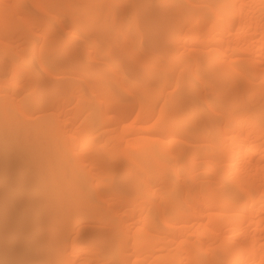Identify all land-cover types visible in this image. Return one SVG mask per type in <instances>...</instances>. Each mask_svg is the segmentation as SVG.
Listing matches in <instances>:
<instances>
[{"label": "bare ground", "instance_id": "bare-ground-1", "mask_svg": "<svg viewBox=\"0 0 264 264\" xmlns=\"http://www.w3.org/2000/svg\"><path fill=\"white\" fill-rule=\"evenodd\" d=\"M78 1L113 6L96 17L119 30L131 16L130 34L151 45L164 36L188 76L186 103L166 91L171 73L151 79L136 57L91 72L122 46L93 19L79 25L85 37L67 30L78 20L60 14ZM249 68L264 81V0H0V264L49 252L46 264H146L170 247L189 255L159 264H264V89L246 95ZM134 76L157 90H135ZM65 196L71 208L47 207ZM91 222L104 232L84 251Z\"/></svg>", "mask_w": 264, "mask_h": 264}, {"label": "rangeland", "instance_id": "rangeland-1", "mask_svg": "<svg viewBox=\"0 0 264 264\" xmlns=\"http://www.w3.org/2000/svg\"><path fill=\"white\" fill-rule=\"evenodd\" d=\"M155 2V7H158V0H153ZM83 2V3H82ZM157 3V4H156ZM29 9L35 14V16L37 18H42L43 15L40 13V11L32 6L29 5ZM66 14H60L61 18L65 17L67 20L69 18H76L78 20V25H69L67 30H70L72 32H74V34H79V36H83L85 37L84 34H80V30H79V25L83 24L84 26L87 23H90V21L93 19V22L95 24V26L97 28H107L110 32L111 35L115 37V39H117L119 42V45L122 46V48L118 49V50H114L113 52H111L109 54V56L104 57V59L102 60V63L100 64L97 61H94L90 64V71L95 73V71L97 70H108V68H111V66L113 65L112 62H116L119 63L120 65H123V67L125 66L126 68H128L129 65H131L132 63L130 62L134 57L138 58L139 61L137 64H134V68L136 71L139 72H146V74L148 75V77H151V79H156L159 78L162 75L165 74H169L171 73V82L169 84V86H167L166 91H173L172 96L173 98L178 99L179 103L180 102H185L186 101L184 99H186L187 92L186 87H187V80H188V76L187 73L182 72L181 69L182 67H179L177 65L178 59L176 54H172V53H166L165 51V46H166V38L164 36L159 37L156 42L151 45L150 42L148 41V39L146 38H139V37H134L133 35H131V27L133 26L132 22V18L131 16H127L124 19L123 24H126V27H122L120 30L114 26L113 22H112V17L109 16H98L96 17L97 13H101V12H110L113 11L114 8L113 6H102L100 8H96V9H92L89 8L87 6V4H84V1H78L77 3H75V5L66 7ZM137 18H140L139 16H137ZM135 24V23H134ZM119 31V33L117 34V32ZM45 34V28L42 27L40 30H38L35 35L33 36L32 40L36 41L37 45L40 46L43 40ZM124 37V38H123ZM15 41H12V43L14 45H16V43H14ZM71 45H68L66 47V50L70 49ZM106 46H104L105 49ZM59 48H55V50H57ZM104 51V50H103ZM57 55V54H56ZM82 61V59H81ZM69 65V63H68ZM66 67H61L60 70H57L55 67H51V71L56 72L58 74H64L63 72L66 71L67 68H69V66ZM37 67V66H36ZM204 65H202L199 70L203 71ZM127 70V69H126ZM125 70V71H126ZM206 70V69H205ZM211 72H208L209 74V78H214L213 73H215V68L212 67ZM248 74L250 77H253L251 80L250 87L249 90L246 91V95H249L250 99H256L257 97H259V95L262 93L263 89H264V81L263 78L260 77V75H258L257 77H254V70L252 68L248 69ZM66 73V72H65ZM181 75V79L178 81V76ZM141 77V76H140ZM134 78H136L134 76ZM142 78V77H141ZM137 83L135 84V90H142L143 88H145L146 86L142 83L140 78H136ZM80 84H82V82H80ZM159 85V83L153 82L152 84H150L149 86H147V89H151V90H157V86ZM87 92V91H86ZM88 93V92H87ZM89 95H91L90 93H88ZM167 93L163 94V97H166ZM142 95L139 93L135 94V99L140 98ZM208 99H211L212 96L208 94L207 96ZM260 98V97H259ZM132 100H128L127 102H131ZM161 103H163L162 99L157 101V105L160 106ZM75 106L74 103H72L70 105L71 108H73ZM86 113L82 112L80 113L77 118L74 120L75 123L81 124L84 117H85ZM102 131V130H101ZM101 131H94L93 132V136H97ZM88 132H90V129L84 128L82 129V131L79 133V135L82 134H87ZM97 143L93 144L92 149H95V145ZM197 149V147H194L193 150ZM186 161L183 162V164H185ZM182 164V165H183ZM178 169V168H177ZM180 170L184 171L183 167H179ZM115 176L117 178H121L123 176L122 172L117 171L115 173ZM58 202V201H57ZM57 202L53 203L52 206H47L48 208H51L55 210V212H60L62 210V208H71V206L73 205V200L70 198V196H65L63 197V199L61 200L60 204H58ZM124 208L122 210V212L124 214H127L128 210L131 208L130 205H123ZM69 211H72L71 209ZM24 212H22V210L20 212H18L17 217H20V214H23ZM73 214L72 212H69L68 214ZM33 216H30V220ZM81 217H85L84 215H82ZM133 220H128L127 223H132ZM58 224V223H57ZM56 224V226H57ZM87 225H89L86 229V236L83 238H80L78 244H76V246H79L82 250L87 251L89 249V246H91V244L93 242H99V236L101 235L102 232H104V230H102L101 228L98 229L95 226H101L100 224H96V223H87ZM138 226V225H137ZM137 226H132V230H136ZM90 232H96L99 235L96 236H88V233ZM27 234V232H25ZM46 239V238H45ZM159 238H153V239H148L145 240L147 243L149 242H154V241H158ZM40 241V240H39ZM41 242H45L44 239H41ZM156 247L161 246V244H156ZM169 249H171L170 251H156L153 252V257L149 260L148 263L146 264H159V261H161L162 259H158V257H160L161 255H166L168 252L174 254V256L178 255L181 257L185 256V255H189V253L185 250V252H181V253H177V250L172 249V247H170ZM85 253L81 254V257L84 255ZM108 257L111 256V254H106ZM50 256H54V254L52 252L47 253L46 255H44L43 258H40L39 260H37L34 264H46L47 263V257ZM164 256H162L163 258ZM179 258V257H178ZM180 261H176L174 264H178ZM182 262V260H181ZM89 264H96L94 262H91ZM143 264V263H142Z\"/></svg>", "mask_w": 264, "mask_h": 264}]
</instances>
